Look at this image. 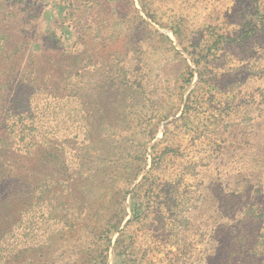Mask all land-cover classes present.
<instances>
[{"label":"trees","instance_id":"1","mask_svg":"<svg viewBox=\"0 0 264 264\" xmlns=\"http://www.w3.org/2000/svg\"><path fill=\"white\" fill-rule=\"evenodd\" d=\"M116 1L99 3L123 20ZM151 3L138 0L136 10L126 1L122 8L133 9L138 21L127 27L132 51L147 32L163 45L158 54L169 72L157 83L150 82L147 62L127 65L118 52L106 55L110 46L102 43L83 44L85 50L76 41L81 35L73 38L69 30L65 38L48 30L42 49L30 27L33 4L0 0V264H48V252L57 247L60 264H106L115 232L116 255L125 256L124 263L143 261L127 250L123 203L128 193L146 186L138 197L146 209L155 204L153 188L160 183L151 174L167 148L158 154V142L149 143L163 121L190 106L192 91L183 97L194 76L189 62L201 67L204 57L200 48L188 50L183 14L161 22ZM63 4L75 8L74 0ZM14 5L21 12L11 10ZM150 23L170 32L188 58ZM166 132L167 127L164 138ZM76 236L83 240L66 256V238Z\"/></svg>","mask_w":264,"mask_h":264},{"label":"rangeland","instance_id":"2","mask_svg":"<svg viewBox=\"0 0 264 264\" xmlns=\"http://www.w3.org/2000/svg\"><path fill=\"white\" fill-rule=\"evenodd\" d=\"M68 1L28 0L36 10L30 27L36 32L37 46L46 50L48 30L64 38L69 30L73 38L81 35L76 41L85 50L83 44L102 43L110 46L106 55L118 52L127 65L140 68L147 62L150 82H161L168 74L158 54L164 48L157 34L147 32V38L142 34L137 42L141 47L130 49L127 27L137 26L138 21L133 9L122 5L132 1L134 9L140 10L138 0L116 1L123 20L110 6L100 5L106 0H74V9H64ZM151 2L161 22L172 13L183 14L188 50L200 48L204 57L201 67L189 62L194 76L183 97L192 91L190 106L181 116L179 109L163 121L149 143L158 142V154L167 148L151 174L160 183L153 188L155 204L146 209L138 197L146 186L128 193L123 203L126 217L121 227L128 223L127 250L143 261L124 263L126 257L116 255L114 242L119 234L115 232L106 264H264V0ZM150 26L168 35L187 57L170 32L154 23ZM217 33L229 38L215 40ZM133 71L129 69L130 76ZM66 239L67 256L83 237ZM47 258L48 264H60L62 249H51Z\"/></svg>","mask_w":264,"mask_h":264}]
</instances>
